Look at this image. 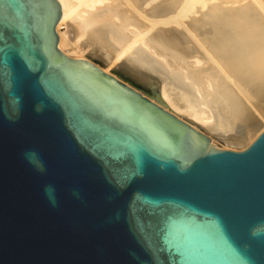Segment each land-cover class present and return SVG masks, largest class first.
I'll list each match as a JSON object with an SVG mask.
<instances>
[{
  "label": "water",
  "instance_id": "water-1",
  "mask_svg": "<svg viewBox=\"0 0 264 264\" xmlns=\"http://www.w3.org/2000/svg\"><path fill=\"white\" fill-rule=\"evenodd\" d=\"M60 18L0 0V264H264V131L198 145L143 91L57 59Z\"/></svg>",
  "mask_w": 264,
  "mask_h": 264
},
{
  "label": "bare ground",
  "instance_id": "bare-ground-1",
  "mask_svg": "<svg viewBox=\"0 0 264 264\" xmlns=\"http://www.w3.org/2000/svg\"><path fill=\"white\" fill-rule=\"evenodd\" d=\"M56 1L57 59L133 85L207 149L264 131V0Z\"/></svg>",
  "mask_w": 264,
  "mask_h": 264
},
{
  "label": "clouds",
  "instance_id": "clouds-1",
  "mask_svg": "<svg viewBox=\"0 0 264 264\" xmlns=\"http://www.w3.org/2000/svg\"><path fill=\"white\" fill-rule=\"evenodd\" d=\"M34 154H35V152H33V151H28V152H25L24 155H25V158L28 159L29 162H31V159H30V158H31ZM53 192H54V188H53L51 185L45 187V194H46V195H49L50 193H53ZM77 195H78V194H77ZM50 203H52L53 206H55V204H56L55 199H54V198H50ZM260 225H261V226H264V223H261ZM262 234H264V231H256L255 229L252 231V236H253V237H258V236H260V235H262Z\"/></svg>",
  "mask_w": 264,
  "mask_h": 264
}]
</instances>
